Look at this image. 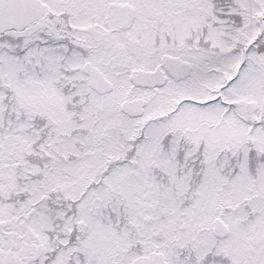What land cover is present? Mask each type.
<instances>
[{"label":"snow or ice","instance_id":"1","mask_svg":"<svg viewBox=\"0 0 264 264\" xmlns=\"http://www.w3.org/2000/svg\"><path fill=\"white\" fill-rule=\"evenodd\" d=\"M0 264H264V0H0Z\"/></svg>","mask_w":264,"mask_h":264}]
</instances>
